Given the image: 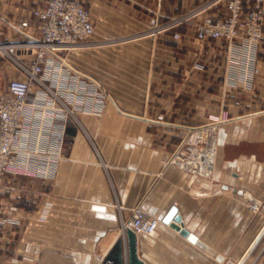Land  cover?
Segmentation results:
<instances>
[{
    "label": "crops",
    "instance_id": "obj_1",
    "mask_svg": "<svg viewBox=\"0 0 264 264\" xmlns=\"http://www.w3.org/2000/svg\"><path fill=\"white\" fill-rule=\"evenodd\" d=\"M79 1L94 33L65 58L110 99L99 114L76 111L67 121L65 162L54 178L2 179L0 264H103L136 206L159 221L154 236H137L145 264H264V23L260 71L245 89L225 84L227 41L196 38L204 18L229 16L224 4L151 35L207 0ZM42 7L43 0H0V44L28 40L15 28L22 21L37 37L33 12ZM15 77L0 55V93ZM210 117L223 120L212 177L167 166ZM251 200L262 203L256 213ZM175 217L186 236L171 228Z\"/></svg>",
    "mask_w": 264,
    "mask_h": 264
},
{
    "label": "built area",
    "instance_id": "obj_2",
    "mask_svg": "<svg viewBox=\"0 0 264 264\" xmlns=\"http://www.w3.org/2000/svg\"><path fill=\"white\" fill-rule=\"evenodd\" d=\"M224 4V20L206 17L197 23L196 38L227 41L224 81L229 87L251 89L259 73L257 55L262 41L264 0H207L189 12L155 27L151 35L175 31L209 10ZM40 21L39 35L30 37L27 21L15 25L28 37L24 42L0 44V55L14 65L16 77L0 93V195L9 173L52 179L65 162L66 123L76 111L99 114L110 99L101 85L69 65L65 54L88 43L94 33L88 10L79 0H43L33 12ZM174 39L180 34L174 33ZM15 54V57L10 53ZM222 119L210 117L192 128L173 150L167 166L201 178H211L217 152V131ZM256 213L262 203L251 200ZM3 207L0 204V213ZM159 221L141 206L123 222L120 235L130 229L136 236H154Z\"/></svg>",
    "mask_w": 264,
    "mask_h": 264
},
{
    "label": "water",
    "instance_id": "obj_3",
    "mask_svg": "<svg viewBox=\"0 0 264 264\" xmlns=\"http://www.w3.org/2000/svg\"><path fill=\"white\" fill-rule=\"evenodd\" d=\"M180 223V217H175L170 226L182 236H186L187 231L182 228V225H179ZM259 238H257L256 242H258ZM137 244L136 234L130 229H127L124 237L116 241L113 249L104 259L103 264H145L138 255Z\"/></svg>",
    "mask_w": 264,
    "mask_h": 264
}]
</instances>
